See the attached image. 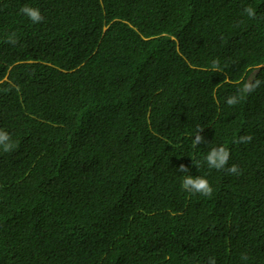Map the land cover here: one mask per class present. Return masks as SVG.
<instances>
[{"label":"trees","instance_id":"obj_1","mask_svg":"<svg viewBox=\"0 0 264 264\" xmlns=\"http://www.w3.org/2000/svg\"><path fill=\"white\" fill-rule=\"evenodd\" d=\"M260 65L264 0H0V264H264Z\"/></svg>","mask_w":264,"mask_h":264},{"label":"clouds","instance_id":"obj_2","mask_svg":"<svg viewBox=\"0 0 264 264\" xmlns=\"http://www.w3.org/2000/svg\"><path fill=\"white\" fill-rule=\"evenodd\" d=\"M20 11L34 24L39 23L44 19L39 9L37 8L23 6ZM243 11L244 13L247 14L249 18L254 19L256 17V11L251 6L245 7ZM10 42L15 43V40L10 39ZM262 67H264V65H260L254 69H250L252 75L249 76L246 80L240 81L242 87L238 88L237 90L239 95H232L226 98L225 102L229 106H233L239 103L241 99H243L251 92H254L257 88L261 86L262 83H264V81H261L260 79H256V75H255V72L261 69ZM210 70L214 72L222 71L218 60H213ZM202 130H203L202 127L197 129L196 134L193 138L194 145H199L205 142L204 137L200 134ZM251 139H252L251 135L239 136L238 138H235L233 140V143L234 144L248 143L251 141ZM14 147L15 145L11 142V138L9 134L6 131L0 130V149H2L4 152H10L13 150ZM204 159L207 166L210 169L224 170L226 174H237V175L239 174L240 170L237 165L232 164L229 166L228 162L230 160V150L223 145L218 147H213L207 153ZM193 164L196 167V164L194 162ZM177 171L188 173L189 168L184 164H180L178 166ZM181 187L183 190L187 191L190 194H199L205 197L211 196L213 192V188L209 183L208 179L203 176L186 175L181 181ZM241 259L247 260L248 257L246 255H242ZM209 264H216L215 259L210 258Z\"/></svg>","mask_w":264,"mask_h":264}]
</instances>
